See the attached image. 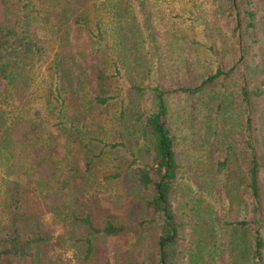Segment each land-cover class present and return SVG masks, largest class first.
I'll list each match as a JSON object with an SVG mask.
<instances>
[{
	"label": "trees",
	"instance_id": "trees-1",
	"mask_svg": "<svg viewBox=\"0 0 264 264\" xmlns=\"http://www.w3.org/2000/svg\"><path fill=\"white\" fill-rule=\"evenodd\" d=\"M263 28L264 0H0V264H264Z\"/></svg>",
	"mask_w": 264,
	"mask_h": 264
},
{
	"label": "rangeland",
	"instance_id": "rangeland-1",
	"mask_svg": "<svg viewBox=\"0 0 264 264\" xmlns=\"http://www.w3.org/2000/svg\"><path fill=\"white\" fill-rule=\"evenodd\" d=\"M259 2H260V1H259ZM173 7L176 8V5H174ZM261 9H263V8H261ZM171 16H172L174 19L179 20V18L176 17V16L174 15V11L172 12V15H171ZM187 23H188V21L185 22L186 25H187ZM185 24H184V25H185ZM184 25H183V26H184ZM191 25H192V27H193L194 30H196V31H200V27H199L198 25H195L194 23H191ZM263 34H264V28H263ZM263 173H264V172H262V174H263ZM113 243H114V239H111L110 242H109V246H110L109 249H111V246L113 245Z\"/></svg>",
	"mask_w": 264,
	"mask_h": 264
}]
</instances>
